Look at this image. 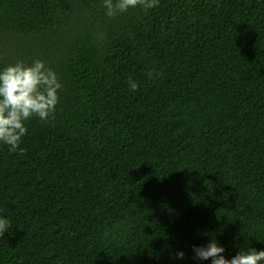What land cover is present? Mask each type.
<instances>
[{
	"label": "trees",
	"instance_id": "trees-1",
	"mask_svg": "<svg viewBox=\"0 0 264 264\" xmlns=\"http://www.w3.org/2000/svg\"><path fill=\"white\" fill-rule=\"evenodd\" d=\"M103 2L0 0V71L39 59L62 84L23 155L0 143V264L264 250V0Z\"/></svg>",
	"mask_w": 264,
	"mask_h": 264
},
{
	"label": "clouds",
	"instance_id": "clouds-1",
	"mask_svg": "<svg viewBox=\"0 0 264 264\" xmlns=\"http://www.w3.org/2000/svg\"><path fill=\"white\" fill-rule=\"evenodd\" d=\"M159 0H104L103 7L106 16L115 18L129 9L143 8L145 10L156 7ZM149 79L157 78L160 73L150 70ZM132 91L139 89V84L129 80ZM62 88L57 74L47 67L42 60H34L26 65L18 61L0 71V143L9 147V151L23 155L22 138L27 134L25 122L33 116L47 122L53 117L59 102L58 91ZM10 231L7 218L0 217V238ZM194 259L208 260L212 264H264V250L251 248L247 252L240 251L231 259L223 253L225 248L213 239L206 247L194 246ZM185 252L179 251L174 258L184 259Z\"/></svg>",
	"mask_w": 264,
	"mask_h": 264
}]
</instances>
